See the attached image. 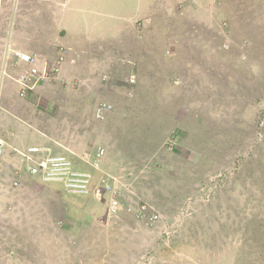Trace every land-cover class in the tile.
<instances>
[{
	"label": "rangeland",
	"instance_id": "1",
	"mask_svg": "<svg viewBox=\"0 0 264 264\" xmlns=\"http://www.w3.org/2000/svg\"><path fill=\"white\" fill-rule=\"evenodd\" d=\"M66 1L86 10L75 23L99 32L148 19L140 43L152 83L107 94L101 121L90 109L69 114L81 104L58 99L72 93L59 80L35 101L11 90L13 115L32 134L45 119L58 142L83 145L49 155L68 157L91 184L98 177L100 196L55 182L14 187L1 171L0 264H264V0ZM124 36L116 42L129 44ZM97 148L98 169L89 163ZM104 186L144 216L109 215Z\"/></svg>",
	"mask_w": 264,
	"mask_h": 264
},
{
	"label": "crops",
	"instance_id": "2",
	"mask_svg": "<svg viewBox=\"0 0 264 264\" xmlns=\"http://www.w3.org/2000/svg\"><path fill=\"white\" fill-rule=\"evenodd\" d=\"M72 6L66 0H0L1 36L5 37V34L10 32L14 50L37 58V64L40 68L43 67L44 63H49L62 54L61 77L54 84L59 86L58 89L63 90V88H66L68 92L72 93L67 97L62 94V97H58V99L63 100L65 105L69 107L73 106L70 103L71 101L79 102L80 106L74 105L75 107H70L71 109L68 108L67 111L71 115L82 118L84 111L90 109V114L94 116L95 108L99 103H108L107 94L113 93L118 96L116 93L119 92L118 97H121L124 87L152 83V78L148 80L147 72V69L153 67L150 66L148 61L150 51L144 43H140V38L142 36L147 37L149 34L147 30H143L144 25L149 20L146 19L142 23V20L133 17L125 22L124 28L117 29V33L115 30V33L111 34V28L103 31L97 26L101 30L99 32L87 25L82 28V24L75 23L74 20H78L73 13L80 15L81 11L86 10H80L78 7ZM64 13L65 15L62 16ZM118 31L124 33V37L128 39L129 44L116 42ZM93 33L97 34L94 36ZM162 35L156 34L159 37H162ZM155 54L157 57L160 56L157 51ZM160 57L161 60H164V54L163 56L161 54ZM14 61L15 59H12L13 63ZM13 63L9 64L8 67V72L11 75H17L27 69L25 65H22L21 68H14ZM46 84L49 83H41L30 94L29 99H34V101L37 98L43 99L38 91L44 89ZM11 90L15 91L17 95V85L10 80H6L1 92L0 136L8 147L0 157V172L2 171L5 176L9 175L10 178H13V186L15 181H17V186L20 181L22 183L32 181L41 183L42 181L38 177L30 176L25 172V166L23 169L20 156L16 152L23 153L28 148L37 147L42 151L33 156L39 159L55 152L58 147L69 150L74 144L78 143V140L75 143L71 138L70 141L65 140L61 144L45 129V119L42 120L44 131L32 134L31 126L33 125L21 117L17 118L16 114L13 115L12 106L17 109H21V107L15 104L17 98ZM29 105L31 107L30 102ZM48 124L49 122H47ZM20 125H24V128L19 131ZM51 131H53V127ZM81 131L84 133L82 127ZM34 134H36L37 141H35ZM30 140L31 142H29ZM50 144H53L54 148L51 149ZM82 146V144H77V147ZM96 168L98 169V165ZM97 179L99 178L95 177L91 184L90 190L92 192L96 189L94 183ZM50 188L56 189L54 187Z\"/></svg>",
	"mask_w": 264,
	"mask_h": 264
},
{
	"label": "built area",
	"instance_id": "3",
	"mask_svg": "<svg viewBox=\"0 0 264 264\" xmlns=\"http://www.w3.org/2000/svg\"><path fill=\"white\" fill-rule=\"evenodd\" d=\"M1 14H0V111H1V92L3 88V82L6 78L13 80L18 87V95L21 98H26L33 93L38 86L43 82H52L60 80V71L63 63L62 54L58 55L53 61L44 63L40 68L37 64V58L30 54L14 50V46L11 43L10 32L5 34V37L1 36ZM12 59H15L14 63ZM13 63L14 68H21L22 65L27 66V69L20 72L16 77H11L8 72L9 64ZM111 110V106L107 104H99L95 111V118L102 120L106 112ZM7 144L0 137V157L4 154ZM15 151V150H14ZM42 150L33 147L28 148L26 152H16L20 156V161L25 164V172L30 176L38 177L42 182H55L63 186L66 192L79 195H87L90 192L91 187V175L84 171H77L74 169L71 160L63 155H46L36 159L33 155L38 154ZM103 154L101 148L97 149L95 158L92 162L87 160L85 163H90V166L97 167L99 159ZM14 186H17L15 181ZM101 188V187H100ZM103 188H106L105 186ZM112 191L110 204L108 205V214H115L121 209L120 200L117 195L114 194L110 187L106 188V191ZM95 196H100V190H95ZM145 207L132 209L131 206L126 207V212L132 213L136 218H142L144 216ZM154 218V219H153ZM153 220L157 217L153 216Z\"/></svg>",
	"mask_w": 264,
	"mask_h": 264
},
{
	"label": "clouds",
	"instance_id": "4",
	"mask_svg": "<svg viewBox=\"0 0 264 264\" xmlns=\"http://www.w3.org/2000/svg\"><path fill=\"white\" fill-rule=\"evenodd\" d=\"M99 104H107V105H110L109 103H106V102H102V103H99ZM99 104H98V105H99ZM98 105L96 106V108L98 107ZM110 106H111V105H110ZM96 108H95V111H96ZM111 110H112V106H111ZM111 110H110V111H111ZM95 111H94V118H95ZM110 111H108V112H106V113L104 114L103 119H104L105 115L108 114ZM95 119H96V118H95ZM103 119H102V120H103ZM96 120L98 121V119H96ZM102 150H103V149H102ZM96 152H97V150H96ZM95 154H96V153H95ZM94 158H95V157H94ZM94 158H93V160H94ZM93 160H91V162H92ZM99 161H100V160H99ZM98 163H99V162H98ZM93 168H95V167H93ZM126 207H128V206H122V208H123L122 210H124L125 212H126ZM127 213H128V212H127Z\"/></svg>",
	"mask_w": 264,
	"mask_h": 264
}]
</instances>
